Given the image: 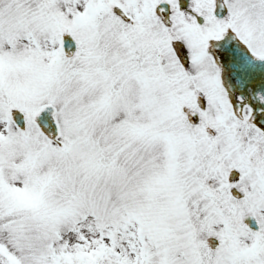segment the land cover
<instances>
[{
    "label": "snow or ice",
    "instance_id": "obj_1",
    "mask_svg": "<svg viewBox=\"0 0 264 264\" xmlns=\"http://www.w3.org/2000/svg\"><path fill=\"white\" fill-rule=\"evenodd\" d=\"M0 264H264V0H0Z\"/></svg>",
    "mask_w": 264,
    "mask_h": 264
}]
</instances>
